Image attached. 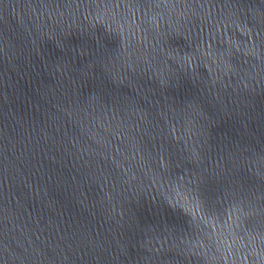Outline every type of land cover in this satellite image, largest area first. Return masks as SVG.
<instances>
[{"label": "water", "instance_id": "1", "mask_svg": "<svg viewBox=\"0 0 264 264\" xmlns=\"http://www.w3.org/2000/svg\"><path fill=\"white\" fill-rule=\"evenodd\" d=\"M0 264H264V0H0Z\"/></svg>", "mask_w": 264, "mask_h": 264}]
</instances>
